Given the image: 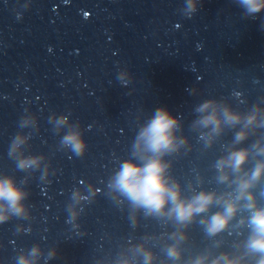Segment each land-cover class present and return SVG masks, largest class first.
Segmentation results:
<instances>
[{
    "label": "water",
    "instance_id": "water-1",
    "mask_svg": "<svg viewBox=\"0 0 264 264\" xmlns=\"http://www.w3.org/2000/svg\"><path fill=\"white\" fill-rule=\"evenodd\" d=\"M260 97L264 10L245 15L238 0H197L195 12L188 0H0V174L18 183L28 175L9 156L19 132L31 133L25 154H43L51 163L47 177L37 170L23 185L30 217L0 223V264H16L20 250L37 244L45 254L38 264H96L116 259L122 247L145 235L170 233V224L142 214L134 225L127 203L117 205L106 195L108 178L131 158L140 125L158 107L179 116L180 134L192 147L168 157L171 174L186 193L198 176L199 187L219 190L212 165L238 129L226 130L205 149L190 127L195 108L224 99L246 112ZM53 113L80 123L83 156L61 148L67 128L53 131ZM29 114L37 128L21 129L20 118ZM89 184L100 191L74 204L83 210L70 221L73 190L88 196ZM188 233L185 258L212 243L198 224ZM246 235L232 231L213 239L224 241L217 251H231ZM149 247L164 258L159 244ZM52 248L57 255L47 258Z\"/></svg>",
    "mask_w": 264,
    "mask_h": 264
},
{
    "label": "clouds",
    "instance_id": "clouds-1",
    "mask_svg": "<svg viewBox=\"0 0 264 264\" xmlns=\"http://www.w3.org/2000/svg\"><path fill=\"white\" fill-rule=\"evenodd\" d=\"M238 3L245 15L264 10V0H238ZM188 8L195 12L197 0H188ZM261 105L264 97L258 98L246 112L234 109L224 99H206L196 106L198 116L190 127L199 133L205 149L212 147L226 130H238L229 143L221 145L223 154L212 165L214 179L222 188L199 187L203 179L198 176L195 185L188 182L187 193L171 174L172 159L168 157L179 154L181 149L190 151L192 146L188 137L180 134V117L165 107L156 108L140 125L131 158L120 162L108 178L106 195L117 205L127 203L134 225L139 223L138 214H142L170 224L174 230L159 236L145 235L141 242L122 247L116 259H101L96 264H264V203H261L264 199V131H261L264 130V107ZM49 122L56 133L67 128L60 140L61 148L77 156L84 155L87 144L78 121L70 122L68 115L53 113ZM30 124L37 128L35 115L20 118L21 129ZM30 136L31 133L19 132L11 141L9 156L16 168L28 175L18 183L14 176L0 174V223L13 216L29 218L30 208L25 203L29 192L23 185L37 170H42L41 179L49 175L51 163L45 155L25 154ZM253 136L256 139L250 145L241 146ZM87 187L93 189L88 196L81 195L79 189L73 190V204L67 205L70 221L76 222L83 210L73 205L89 197L93 199L100 191L92 184ZM193 224H198L212 243L185 258L184 245ZM73 226L79 227L77 223ZM245 230L247 235L234 241L231 251H217L224 241L213 238L224 232L242 234ZM150 242L160 245L164 258H159L149 247ZM44 255L38 244L33 245L28 251L20 250L16 264H38ZM56 255V248L46 253L47 258Z\"/></svg>",
    "mask_w": 264,
    "mask_h": 264
}]
</instances>
